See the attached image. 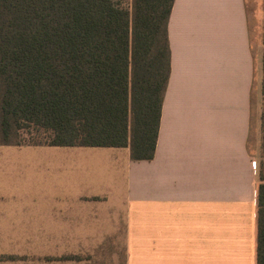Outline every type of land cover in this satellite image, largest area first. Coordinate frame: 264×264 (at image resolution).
Segmentation results:
<instances>
[{
  "label": "crops",
  "instance_id": "1",
  "mask_svg": "<svg viewBox=\"0 0 264 264\" xmlns=\"http://www.w3.org/2000/svg\"><path fill=\"white\" fill-rule=\"evenodd\" d=\"M261 22L262 0H173L153 157L80 146L85 195L39 200L52 261L112 240L122 264H256Z\"/></svg>",
  "mask_w": 264,
  "mask_h": 264
},
{
  "label": "trees",
  "instance_id": "2",
  "mask_svg": "<svg viewBox=\"0 0 264 264\" xmlns=\"http://www.w3.org/2000/svg\"><path fill=\"white\" fill-rule=\"evenodd\" d=\"M173 0H0V144L128 146L153 157ZM260 40L264 46V0ZM256 264H264V49ZM34 134L20 140V129Z\"/></svg>",
  "mask_w": 264,
  "mask_h": 264
},
{
  "label": "rangeland",
  "instance_id": "3",
  "mask_svg": "<svg viewBox=\"0 0 264 264\" xmlns=\"http://www.w3.org/2000/svg\"><path fill=\"white\" fill-rule=\"evenodd\" d=\"M257 102L260 113V92ZM31 134L34 128L24 125L19 138L27 141ZM92 149L0 145V264H61L55 260L66 258L64 254H50L53 248L49 246V238L53 233L50 229L41 231L37 225L41 214L39 200L50 195H73L77 191L85 195L90 177L84 178L82 166L90 159ZM41 242L45 247H41ZM110 242L108 248L81 250L67 258L84 259L74 264H122L120 242Z\"/></svg>",
  "mask_w": 264,
  "mask_h": 264
}]
</instances>
